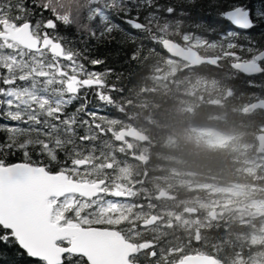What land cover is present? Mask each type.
I'll return each instance as SVG.
<instances>
[{
  "label": "snow or ice",
  "instance_id": "6c2138e0",
  "mask_svg": "<svg viewBox=\"0 0 264 264\" xmlns=\"http://www.w3.org/2000/svg\"><path fill=\"white\" fill-rule=\"evenodd\" d=\"M81 15L87 39L72 26ZM175 25L264 74V0H90L75 14L62 0H0V264H183V247L170 252L120 210L92 135L113 70L88 46Z\"/></svg>",
  "mask_w": 264,
  "mask_h": 264
},
{
  "label": "trees",
  "instance_id": "16d2710c",
  "mask_svg": "<svg viewBox=\"0 0 264 264\" xmlns=\"http://www.w3.org/2000/svg\"><path fill=\"white\" fill-rule=\"evenodd\" d=\"M88 2L90 0H62L65 14L86 9ZM72 26L85 39L92 32L82 15L79 21L73 17ZM254 35L261 39L258 33ZM164 40L192 48L204 58H220L218 67L204 65L190 70L176 63L172 70V61L161 47ZM77 46L83 47V42ZM88 46L93 48L91 56H107V63L102 67L113 70L110 77L104 78V92L111 95L107 109L120 108L123 113L119 115L123 118L132 117L137 126H150L149 156L158 159L159 165L175 169L184 179L217 188L234 184L252 186L258 190L257 198H264V152L256 143L263 131L264 112L255 109V103L264 99V74L247 78L235 72L231 68L235 60L229 59L226 49L193 36L185 40L179 25L156 28V32L137 37L135 45L118 48L116 44L98 41ZM95 103L93 101L94 106ZM197 129L210 130L226 141L209 146L207 135L195 132ZM193 132L196 134H191ZM171 140L172 143H166ZM177 189V199H187L196 193L184 190V196H180ZM244 201V196L235 197L231 205L242 206ZM247 229L249 226L240 224L231 214L222 224L202 230L197 242L178 245L176 238L164 247L171 252L182 246L185 254L180 257L204 254L220 264H228V256L248 258L251 250L256 251L240 236L246 235ZM214 250L221 255H215ZM5 251L14 258L15 249Z\"/></svg>",
  "mask_w": 264,
  "mask_h": 264
},
{
  "label": "flooded vegetation",
  "instance_id": "af4514ba",
  "mask_svg": "<svg viewBox=\"0 0 264 264\" xmlns=\"http://www.w3.org/2000/svg\"><path fill=\"white\" fill-rule=\"evenodd\" d=\"M109 96L103 94L102 101L96 103L101 109L96 117L102 119H95L93 123L97 126L92 134L95 135L97 148L103 145L107 149L106 152L111 155L114 165L112 182L125 193L118 201L121 205L120 210L141 224L151 222L152 225L146 227L144 232L148 236L154 235L158 243L168 239L171 242L176 238L179 240L178 245L197 242L201 232L199 230L206 223L203 220V214L206 212L201 210V202L196 197L181 198L182 200L178 201L176 189L179 188L180 196H184V190H196L200 183L186 182L170 168L163 170L164 167L157 163L158 159L149 156L150 126L135 125L132 117L123 118L119 115L120 109L116 111L107 109L105 99ZM129 130L135 132H130V136L122 134L123 131ZM172 142L166 141L168 144ZM166 162L168 163L167 160ZM248 188L250 190L247 195L256 194L257 190L254 187ZM188 201H191L189 205ZM251 201H254V198ZM208 216L210 220H207V223H213L214 213ZM244 221H247L248 225L251 224L250 218ZM247 232L249 233V229ZM243 236L245 238L248 234ZM190 237L192 240H189ZM255 249L261 251L259 246Z\"/></svg>",
  "mask_w": 264,
  "mask_h": 264
},
{
  "label": "rangeland",
  "instance_id": "374dc122",
  "mask_svg": "<svg viewBox=\"0 0 264 264\" xmlns=\"http://www.w3.org/2000/svg\"><path fill=\"white\" fill-rule=\"evenodd\" d=\"M68 14V12L66 11ZM176 61H172L171 68L172 70H175L176 68ZM169 75V71L166 73ZM162 80V79H160ZM163 81V80H162ZM106 100V99H105ZM107 101V100H106ZM95 119L101 120V117H96ZM264 132V127L262 128ZM203 133L207 135V141L209 146H216L224 143L226 139L223 137L217 135L216 133L207 130V129H197L195 132ZM195 132L191 134H196ZM190 134V135H191ZM95 138V135L92 134ZM193 135V136H194ZM187 140V138H183V140ZM172 142V140H171ZM103 152L107 154L108 157H111L110 153L106 152V148L102 145L100 148ZM165 170V168H163ZM114 174V172H113ZM198 189L196 190H190L188 191H195L196 193H192L191 196H194L199 199L201 202V210L206 213L203 214V220L206 222L204 226L202 227V231L204 229H210L212 227L218 226L222 224L223 219L226 216H229L232 214L233 217L240 220L241 224L249 226V234L247 237L244 238L243 235H240L244 240H246L251 246L259 245V248L261 249V252L257 254H252L248 258L243 257H234V256H228V264H264V199L251 201L253 198L251 194L247 195L249 188L244 187H238L237 188H216L211 187L208 184H199ZM240 188V189H239ZM205 191V192H201ZM264 191V190H263ZM198 193V194H197ZM246 195L245 203L242 206H233L231 205V202L234 200L235 197H242ZM234 196V197H231ZM191 201H188L187 204L189 205ZM214 213V222L213 223H207V220H210L208 214ZM252 224L248 225L247 221H244L246 219H249ZM251 226V228H250ZM194 232V231H192ZM170 243V239L167 241L161 242L163 246ZM188 244V243H187ZM186 244V245H187ZM182 247V246H181ZM227 251H230L227 249ZM176 252H179L177 250ZM214 254L217 256H220V252L217 250H214ZM204 255V254H203ZM208 256V255H206ZM185 257V256H184ZM183 257H180V260H182Z\"/></svg>",
  "mask_w": 264,
  "mask_h": 264
},
{
  "label": "water",
  "instance_id": "95a60500",
  "mask_svg": "<svg viewBox=\"0 0 264 264\" xmlns=\"http://www.w3.org/2000/svg\"><path fill=\"white\" fill-rule=\"evenodd\" d=\"M161 46L170 59L187 64L189 69H194L203 65L217 68L219 59L203 58L195 50L190 48L184 49L183 47H181L180 45L176 44L171 40L163 41L161 43ZM231 67L235 72L247 78L261 75V74H256V73H260V68L258 66L250 68L249 65L245 62H234L231 65ZM250 72L252 74H249ZM255 108L257 110L264 112V100H259L256 103ZM130 132H135V131L133 130L123 131L122 134H127L128 136H130L131 135ZM140 138L144 139L143 136H140ZM256 143L258 145V148L264 151V133H260L257 136ZM151 225H152L151 222L147 223V227ZM181 261L183 262V264H218V262L213 257L201 256V255L186 256Z\"/></svg>",
  "mask_w": 264,
  "mask_h": 264
},
{
  "label": "bare ground",
  "instance_id": "6f19581e",
  "mask_svg": "<svg viewBox=\"0 0 264 264\" xmlns=\"http://www.w3.org/2000/svg\"><path fill=\"white\" fill-rule=\"evenodd\" d=\"M203 128V127H202ZM149 178V177H148ZM148 199V198H147Z\"/></svg>",
  "mask_w": 264,
  "mask_h": 264
}]
</instances>
